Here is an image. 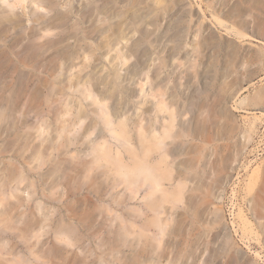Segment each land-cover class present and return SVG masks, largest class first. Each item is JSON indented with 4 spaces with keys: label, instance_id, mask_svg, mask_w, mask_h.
I'll return each mask as SVG.
<instances>
[{
    "label": "rangeland",
    "instance_id": "obj_1",
    "mask_svg": "<svg viewBox=\"0 0 264 264\" xmlns=\"http://www.w3.org/2000/svg\"><path fill=\"white\" fill-rule=\"evenodd\" d=\"M0 264H264V0H0Z\"/></svg>",
    "mask_w": 264,
    "mask_h": 264
},
{
    "label": "bare ground",
    "instance_id": "obj_2",
    "mask_svg": "<svg viewBox=\"0 0 264 264\" xmlns=\"http://www.w3.org/2000/svg\"><path fill=\"white\" fill-rule=\"evenodd\" d=\"M110 125V124H109ZM120 140L128 142L129 138L125 127H121L114 131ZM171 129L165 128L161 137L154 135L152 137L141 136V143L144 148L140 153L128 149L127 151L132 155V163L126 164L121 160L120 153L113 154L111 148L102 147L99 151L103 157L114 163L118 167V172L129 185L135 187V190H140L143 185H148L153 188L152 193L155 195L162 191L163 200L169 201L172 197L179 199L181 196L182 184H179L176 191H170L163 187L164 181L170 179V173L167 167V154L160 153L159 157L153 155L154 152H162L165 140L170 137ZM115 153V152H114ZM257 255L260 256L259 253Z\"/></svg>",
    "mask_w": 264,
    "mask_h": 264
}]
</instances>
